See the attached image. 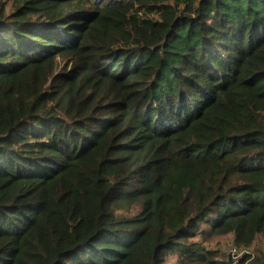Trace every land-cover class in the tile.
I'll list each match as a JSON object with an SVG mask.
<instances>
[{"label":"trees","instance_id":"1","mask_svg":"<svg viewBox=\"0 0 264 264\" xmlns=\"http://www.w3.org/2000/svg\"><path fill=\"white\" fill-rule=\"evenodd\" d=\"M0 264H264V0H0Z\"/></svg>","mask_w":264,"mask_h":264},{"label":"built area","instance_id":"2","mask_svg":"<svg viewBox=\"0 0 264 264\" xmlns=\"http://www.w3.org/2000/svg\"><path fill=\"white\" fill-rule=\"evenodd\" d=\"M220 252H224L225 256L233 259L239 258L241 255L248 253L246 250L239 251L234 245L228 244L225 249H220Z\"/></svg>","mask_w":264,"mask_h":264},{"label":"rangeland","instance_id":"3","mask_svg":"<svg viewBox=\"0 0 264 264\" xmlns=\"http://www.w3.org/2000/svg\"><path fill=\"white\" fill-rule=\"evenodd\" d=\"M230 244L229 240L228 239H222L220 240V242L217 244V246L215 247L216 249H225V247ZM261 245V243H259ZM221 257L224 259L225 257V253L224 252H221Z\"/></svg>","mask_w":264,"mask_h":264}]
</instances>
